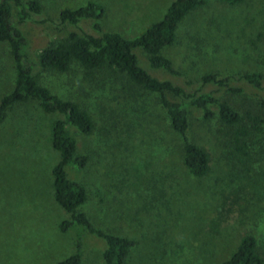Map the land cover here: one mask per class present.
I'll list each match as a JSON object with an SVG mask.
<instances>
[{
  "label": "rangeland",
  "instance_id": "1",
  "mask_svg": "<svg viewBox=\"0 0 264 264\" xmlns=\"http://www.w3.org/2000/svg\"><path fill=\"white\" fill-rule=\"evenodd\" d=\"M36 1L39 14L22 27L33 60L48 44L80 32L59 22L63 8L99 4L98 29L131 39L159 21L174 0ZM81 28L88 33L85 24ZM134 53L152 76L185 94L211 93L240 121L226 127L215 104L209 105L208 119L189 111L186 138L207 157L206 173L193 177L156 95L120 79H86L78 70L54 75L34 66L42 85L78 104L92 123L87 134L67 128L76 154L86 158L81 171L66 170L85 188L80 212L94 228L134 241L126 264H218L246 235L264 259V0L235 5L208 0L187 14L173 43L160 51L177 76L150 68L142 50ZM251 73L259 76L258 85L242 78ZM213 74L216 81H202ZM13 78L7 44L0 43V100L11 91ZM55 118L29 100L10 107L0 121V264H55L73 252L74 233L58 230L66 215L52 196ZM238 128L248 132L241 138L243 155L234 150ZM84 242L82 264H101L103 243L92 237Z\"/></svg>",
  "mask_w": 264,
  "mask_h": 264
},
{
  "label": "trees",
  "instance_id": "2",
  "mask_svg": "<svg viewBox=\"0 0 264 264\" xmlns=\"http://www.w3.org/2000/svg\"><path fill=\"white\" fill-rule=\"evenodd\" d=\"M218 1L227 5L241 2ZM207 2L208 0H174L159 21L152 23L131 39L123 38L118 32L98 29V20L102 15L99 4L87 2L75 9L63 8L58 14L59 22L76 27L80 32H70L48 44L33 60L28 52V41L22 27L31 17L39 14V3L36 0H0V43L7 44L14 67L13 87L0 100V121L10 107L29 100L35 101L44 114L56 116L50 140L52 149L58 154V161L50 171L52 196L66 215V219L58 224V230L73 231L74 242L73 252L55 264H82L85 259L86 237L103 243L101 264H126L135 243L126 237L94 228L80 212L86 200V191L80 182L68 177L66 170L81 171L86 165V158L76 154L75 141L68 134L67 128L73 127L79 133L87 134L91 131L92 123L78 104L61 98L42 85L38 76L32 73L33 67L44 73L61 76H68L72 70H78L80 76L86 79H120L130 86L156 95L167 116L170 129L181 139L185 168L191 176L201 177L207 171V157L186 138L189 111L195 109L204 119H208L213 115L209 105L215 104L216 114L226 127L240 121L238 114L227 103L216 102L209 92L198 90L185 94L179 86L170 81L152 76L139 66L134 51L140 49L147 55L150 68L177 76L178 72L160 51L173 43L178 23ZM81 24H85L88 33L82 31ZM215 77L214 74L206 75L202 77V81H216ZM242 78L247 83L258 85L257 74H245ZM169 94L179 97L180 101L168 99ZM247 134L243 128L235 129L232 134L234 150L242 155L245 147L241 138ZM254 247V239L248 235L243 236L231 255L218 264H264V259L255 253Z\"/></svg>",
  "mask_w": 264,
  "mask_h": 264
}]
</instances>
